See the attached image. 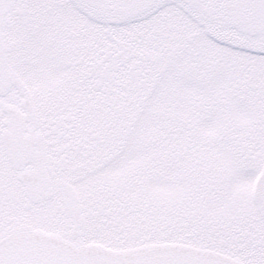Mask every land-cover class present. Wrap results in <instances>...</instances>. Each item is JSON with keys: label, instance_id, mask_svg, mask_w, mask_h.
<instances>
[{"label": "snow or ice", "instance_id": "6c2138e0", "mask_svg": "<svg viewBox=\"0 0 264 264\" xmlns=\"http://www.w3.org/2000/svg\"><path fill=\"white\" fill-rule=\"evenodd\" d=\"M0 264H264V0H0Z\"/></svg>", "mask_w": 264, "mask_h": 264}]
</instances>
